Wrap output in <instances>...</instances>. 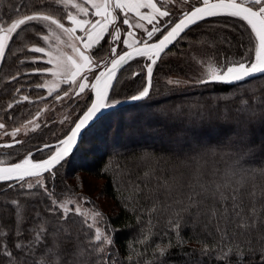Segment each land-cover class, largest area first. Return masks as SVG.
Masks as SVG:
<instances>
[{
    "label": "trees",
    "instance_id": "1",
    "mask_svg": "<svg viewBox=\"0 0 264 264\" xmlns=\"http://www.w3.org/2000/svg\"><path fill=\"white\" fill-rule=\"evenodd\" d=\"M195 2L194 6L199 5V0ZM17 9L21 15L35 11H48L58 16L64 13L54 0H0V20L15 18ZM170 12L171 16L163 21L167 29L173 26L166 23L168 20L177 22L182 16L176 15L174 10ZM63 22L69 25L66 19ZM37 31L46 34L42 25L33 24L27 31L14 36L1 63L0 123L14 128L38 113L42 114L45 106L51 108L46 120L43 119L36 131L20 140L22 143L0 151V157L6 158L9 164L19 162L28 153H32L35 161L49 156L54 147L45 145L64 138L92 98L89 92L84 98L71 96L65 99V106L58 104L63 101L56 103L55 96L62 95L65 87L44 98L45 90L36 85L44 83L51 75L33 74L32 70L48 68L49 65L44 61L32 63L31 58L41 54L28 51L29 47L42 42ZM161 37L158 34L155 39ZM182 37L153 66V87L148 98L108 111L85 131L77 150L62 166L53 169L54 176L43 174L41 180L52 194L51 198L39 185L29 190L26 186L21 187L19 181L0 182V232L7 233L0 239L10 249L15 242L27 244L32 235L30 229L41 221L51 222L48 224L50 230L58 226L59 212L53 215L48 211L52 200L62 201L75 196L79 189L72 181L84 173L102 180L103 195L114 203L112 212L103 210L92 200L86 204L102 213L106 231L115 230L112 233L115 247L107 251L118 264H237L235 255L230 261L218 259L217 246L222 244L239 245L244 250L243 264H264L261 255L264 253V198L260 196L264 174L250 171L264 167V77L235 84L194 87H176L167 83L168 79L175 78L195 81L201 77L202 66L208 62L222 66L244 57L250 58L249 30L237 18L208 17ZM110 43L106 36L101 46L93 50L97 60L108 54ZM149 63L140 57L129 62L120 72L110 98L124 101L138 94L146 84L145 66ZM12 76L18 79L12 80ZM23 96H28L29 100L24 101ZM242 99L248 100V105L242 106ZM193 105L196 107L192 108ZM242 107L244 110L240 111ZM62 108L71 109L70 121L57 119ZM177 109L184 115L180 116ZM190 110L192 115H189ZM200 113L203 118L197 119ZM238 128L242 135L246 133L243 143L235 134ZM247 146L252 149V155L247 158L249 163L244 166L248 174L225 175L233 168L236 149ZM146 171H153L154 178L144 187L141 178ZM242 177L245 187L239 198L243 209L241 215L245 220L257 221L249 229L237 227L240 217L233 213L231 202L225 212L220 198L221 193L227 195L232 188L238 187ZM165 179L169 181L167 189L160 187L159 183ZM136 185L143 191L134 193ZM217 185L221 186L219 190ZM253 186L255 197L248 195ZM189 197L197 202L195 206ZM4 199L8 202L3 204ZM13 200L20 202L23 221L16 215ZM154 206L156 211L152 212ZM253 206L256 216L250 217L249 210ZM186 208L190 211H182ZM177 212L183 217L180 237L187 241L182 247L176 246L177 238L169 230V220L175 221ZM63 223L73 238L67 247L71 248L73 243L86 246L93 233L84 225L83 218L70 214L69 220ZM218 228L226 230L227 235L223 236ZM18 229L24 236L15 235ZM147 233H151V240L146 244L136 243ZM59 238L62 240L64 233ZM169 240L173 247L166 257H158L155 245L164 246ZM129 243L143 255L136 256L128 247ZM205 246L209 249L215 247L216 251L204 255L201 250ZM129 255L133 256L132 260L127 259ZM39 257L37 248L35 256L29 254L19 259L22 264H35ZM99 258L93 256L88 264H94ZM0 264H7V258L2 254Z\"/></svg>",
    "mask_w": 264,
    "mask_h": 264
},
{
    "label": "snow or ice",
    "instance_id": "2",
    "mask_svg": "<svg viewBox=\"0 0 264 264\" xmlns=\"http://www.w3.org/2000/svg\"><path fill=\"white\" fill-rule=\"evenodd\" d=\"M54 2L64 10L63 16L48 11H35L31 14L21 15L17 9L15 18H10L7 21L0 20V63L4 61L6 51L9 49V44L13 41L14 36H18L21 31H27L30 25H42L47 30V34L42 35L41 39L47 47L33 45L28 48V51L41 54V56L32 57V63L42 61L46 57L45 62L52 67L33 69L32 73L50 74L53 80L38 84L36 87L47 88L48 94L52 95L54 91L59 89L61 83H66L70 90H65L62 95L57 94L55 99L60 100L72 95L80 96L86 90L94 93V99L82 115L73 122L69 134L58 142L47 159L34 161L32 154L28 153L19 162L9 164L0 160V182L19 181L21 187L26 186L29 190L39 185L51 198L52 194L48 191L47 186L42 183L41 177L46 172L54 176L53 169L62 166L63 162L73 152L82 131L104 110L121 103L118 99L110 98L113 81L116 79L120 68L138 57L150 61L145 66V86L130 99L140 101L148 98L153 87V66L161 59V55L165 53L170 44L178 38H183L181 34L185 33L190 26L197 25L199 21L208 17L227 16L237 18L245 23L249 30V40L252 43V47L248 49L252 53L251 57H244L240 61L222 66L208 62L204 65L203 73L199 79L195 81L168 79L167 83L176 87H194L209 84H235L257 75L264 77V0H199V6L191 7L189 11L183 12L178 22L168 20L166 23L173 26L170 30L165 27L163 31L160 27L159 18L170 17L171 12L158 3V0H54ZM65 19L70 26H66L63 22ZM144 22L151 28L146 27ZM121 25H125L127 28L122 31ZM138 29L143 30L146 37L143 33L138 35L136 31ZM158 33L162 38H157V42L149 43ZM36 34L41 35L39 31ZM122 35L126 38L122 39ZM106 36L111 41L108 45L109 52L97 60L93 50L101 46V42L105 40ZM118 47L122 49L120 53L117 52ZM97 69L101 70L96 72ZM134 75H139V73H134ZM90 76H92V81L89 80ZM11 79L16 80L18 77L12 76ZM23 100L28 101L29 97L23 96ZM248 103V100H241L242 106L248 105ZM9 107L12 105L10 104ZM195 107L196 105L192 106V108ZM239 110L243 111L244 108ZM177 112L180 110L177 109ZM192 114L190 110L189 115ZM183 115L184 113L180 112V116ZM38 118L39 113L36 119ZM176 118L179 119V117ZM202 118L203 113H200L197 119ZM28 123L33 124L34 129L40 127L34 120H30ZM5 128L6 125L0 123V129ZM21 131V128H16L11 136L14 138ZM235 134L241 137V143H243L246 133L242 135V130L238 128ZM5 135L8 133L5 132ZM14 142L16 144L22 143L20 140ZM0 147L11 148L13 144H4ZM45 147H49V145H45ZM236 152L233 168L225 175L234 176L238 172L248 174L244 166L249 163L247 158L252 155L251 147H240L236 149ZM193 159L195 160V157ZM250 171L252 173L259 171L260 174H264V167ZM31 178H35L34 182H30ZM153 178L154 172L146 171L141 178L144 187H147ZM159 183L160 187L166 189L169 187L167 179ZM220 187L217 185V190ZM244 187L242 177L238 187L232 188L227 195L221 193L220 198L225 212L228 211V203L231 202L233 213L240 217V223L237 227L249 229L257 221L255 219L245 220L241 215L243 209L240 206L239 198ZM141 191L143 189L139 185L134 187V193ZM248 195L256 196L255 186ZM260 196L264 198V188L261 189ZM81 199L84 203H91L87 198ZM189 199L192 201V206H195L197 202L192 200V197ZM11 203L16 207V215L20 217V221H23L20 202L13 200ZM48 211L53 215L59 212L58 226H53L52 230L48 227L51 222L41 221L36 227L30 229L32 235L27 244L23 241L15 242L11 249L0 239V254L7 258V264H22L19 258L21 256L27 257L29 254L35 256L37 248L40 250V257L35 264H88L93 256L100 257L94 264H118L116 259L112 258L111 253L107 251L115 247L112 234L115 230L106 231L98 226L100 220L103 219L100 211L95 209L84 210L83 205L72 198L63 201L53 199L52 207ZM151 211H156L155 206ZM182 211H190V208L182 209ZM70 214L82 217L84 225L92 231L93 235L87 240L86 246L73 243L71 248L67 247L69 243H72L73 238L63 222L69 220ZM175 215L177 217L175 221L169 220V230L177 238L176 246L182 247L187 242L180 237L183 217L179 212ZM213 215H215V211H213ZM249 216H256L255 206L249 210ZM149 223H151L150 220ZM217 231L222 232L223 236L227 235L226 230L218 228ZM61 233H64L62 240L59 238ZM15 235L22 237L24 233L18 229ZM5 236L7 233L0 232V238ZM164 236H167V233H164ZM151 238V233H147L144 235V239L138 240L136 243L146 244ZM128 247L136 253V256L143 255L131 243ZM171 247H173L171 240L164 246L156 244L155 252L158 253V257L163 258L167 256ZM217 247H219L218 259L230 261V258L235 255L237 264H243L244 250L239 245L222 244ZM201 251L207 255L209 251L215 252L216 248L209 249L205 246ZM101 254L104 255L101 257ZM261 255L264 258V253ZM127 259L132 260L133 256L129 255Z\"/></svg>",
    "mask_w": 264,
    "mask_h": 264
},
{
    "label": "rangeland",
    "instance_id": "3",
    "mask_svg": "<svg viewBox=\"0 0 264 264\" xmlns=\"http://www.w3.org/2000/svg\"><path fill=\"white\" fill-rule=\"evenodd\" d=\"M196 0H158V3L162 4V6L166 9H168L169 11H172L174 10L176 15L179 16L182 15L183 12H186V11H189V9L194 6L193 4L196 3L195 2ZM197 6V5H195ZM194 6V7H195ZM142 11H146V10H142ZM122 15V14H121ZM160 21H161V24H160V27L162 28V30L164 29L165 25L163 23V21L165 20V18H159ZM145 23V26L148 27L149 29L151 28L150 25H147L146 22ZM70 26V25H68ZM122 27V31L124 29L127 28V26L125 25H121ZM170 30V29H169ZM138 35L143 33V30H136ZM46 34H47V30H46ZM79 34V33H78ZM159 34V33H158ZM157 34V36H158ZM45 35V34H44ZM143 35L146 37V33H143ZM42 36V35H41ZM156 36V37H157ZM156 37L153 38L152 41H156ZM126 38L125 36L122 35V39ZM219 38V37H218ZM152 41H149V42H152ZM35 46H43V47H47V45L43 42L40 43V44H34ZM126 50V49H125ZM122 51L121 48H117V52L120 53ZM46 57L44 58V60L42 61H46ZM205 65V64H204ZM204 65L202 66V70H203V67ZM0 66H1V63H0ZM49 67H52V65H49ZM101 69H99L98 71L96 72H99ZM203 73V71H202ZM202 75V74H201ZM200 78V77H199ZM198 78V79H199ZM176 79V78H175ZM179 80L181 81H184L183 78H178ZM50 80H53V77L51 76L50 78H48L46 81H50ZM89 80L92 81V76L89 77ZM45 81V82H46ZM44 82V83H45ZM63 87H65L64 91L65 90H70L69 89V85L66 84V83H61L60 84V87L58 90L54 91L53 94L57 93L59 90H61ZM45 90V95H44V98H48L50 97L51 95L48 94V90L47 88H43ZM63 91V92H64ZM90 91L89 90H86L84 94H81L80 95V98H84L86 96L87 93H89ZM52 94V95H53ZM72 96H75V95H72ZM91 96H92V93H91ZM78 97V96H76ZM69 97H65L63 100H55L56 103L60 102V101H63V102H60L58 104H64L65 106V99H67ZM93 98V97H92ZM92 98H91V102H92ZM90 102V103H91ZM55 103V104H56ZM90 105V104H89ZM50 105H47L45 106L44 109H47L46 111L43 109V112L42 114L39 115V118L36 119V117L34 118H31V119H28L27 121H24L23 123H20L19 125H17L16 127L14 128H9L6 126L5 129H0V145H4V144H16L14 141L15 140H22L24 139L25 137H27L28 134H30L32 131H36L38 128H35L34 129V125L33 124H29L28 122L30 120H34L36 123H38L39 125L41 124V122L46 120L47 118V114L51 108V106L49 107ZM60 106V105H59ZM53 107L55 108V105H53ZM63 109V108H62ZM71 109L70 108H65V110L63 109V111H60L58 112V115H57V119L60 120V121H70L71 118H72V115H71ZM4 124V123H3ZM16 128H21L22 131L16 136V137H12L11 136V133L16 129ZM34 129V130H33ZM5 132L8 133V135H5ZM49 145V144H48ZM4 148L3 147H0V151H2ZM32 154V153H31ZM24 158V157H23ZM33 159V158H32ZM0 160H3V161H6V158H1L0 157ZM34 160V159H33ZM35 161V160H34ZM34 178L30 181V182H34ZM73 184L76 185V187L79 189L78 191H76V195L75 196H72V197H68V198H72V199H75L77 200L78 202H80L82 205H83V209L84 210H89V209H92L90 208V206L86 203L83 202V200L81 198H87V200L89 201H94L95 203H98L102 208L103 210L105 211H108V212H112L114 210V203L106 196L103 195V188H102V185H103V181L102 180H99V179H96L94 178L93 176H90V175H87V174H84V173H81L80 175H78V177L72 181ZM80 183V184H79ZM89 196H92L91 198ZM68 198H65V199H68ZM90 198V199H89ZM63 199V200H65ZM62 200V201H63ZM3 204L8 202L7 199H4L3 200ZM1 203V201H0ZM100 227L104 228V224H103V220H100V223L99 225ZM105 229V228H104Z\"/></svg>",
    "mask_w": 264,
    "mask_h": 264
},
{
    "label": "water",
    "instance_id": "4",
    "mask_svg": "<svg viewBox=\"0 0 264 264\" xmlns=\"http://www.w3.org/2000/svg\"><path fill=\"white\" fill-rule=\"evenodd\" d=\"M197 6H199V5H197ZM178 22V21H177ZM200 22V21H199ZM198 22V23H199ZM194 26V25H193ZM193 26H190L189 27V29H191ZM189 29H187L186 30V32L189 30ZM185 32V33H186ZM184 33H182L181 35H183ZM162 38V37H161ZM179 39V38H178ZM177 39V40H178ZM176 40V41H177ZM175 41V42H176ZM154 42H157V40L156 41H152V42H149V43H154ZM175 42H173L172 44H170L169 46H168V48L165 50V52L166 51H168L169 50V48L175 43ZM164 54V53H163ZM163 54L161 55V57L163 56ZM131 62V61H130ZM126 65H124L123 67H121L120 68V70L117 72V76H116V79L113 81V86H114V84H115V82H116V80H117V78H118V76H119V74H120V72L123 70V68L125 67ZM259 75H257V76H255V77H258ZM255 77H251V78H255ZM251 78H249V79H251ZM112 89H113V87H112ZM112 91V90H111ZM92 93V92H91ZM110 94H111V92H110ZM92 100L94 99V93H92ZM140 101H142V100H140ZM140 101H133V100H131L130 98L129 99H126V100H124V101H121V103L120 104H118V105H116L115 107H113V108H110V109H106V110H104L101 114H99L98 115V117L96 118V119H94L83 131H82V133H81V137H80V139H79V141H78V144H77V146L73 149V152L67 157V158H69L76 150H77V148H78V146L80 145V143H81V141H82V139H83V137H84V134H85V131L88 129V128H90L92 125H94L104 114H106L108 111H111V110H114V109H118V108H120V107H123V106H126V105H131V104H135V103H137V102H140ZM82 115V114H81ZM70 132V131H69ZM69 134V133H68ZM66 137V136H65ZM64 137V138H65ZM63 139V138H62ZM60 141V140H59ZM59 141H57V142H54V143H51V144H49V147H56L57 145H58V142ZM49 156H47V157H45V158H43V159H40V160H44V159H47ZM40 160H37V161H40ZM47 173V172H46ZM46 173H44V174H46ZM15 181V180H14ZM9 182H13V181H9Z\"/></svg>",
    "mask_w": 264,
    "mask_h": 264
}]
</instances>
